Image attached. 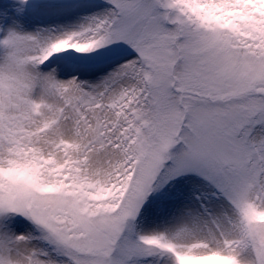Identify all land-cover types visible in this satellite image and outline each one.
I'll use <instances>...</instances> for the list:
<instances>
[{"label": "snow or ice", "instance_id": "snow-or-ice-1", "mask_svg": "<svg viewBox=\"0 0 264 264\" xmlns=\"http://www.w3.org/2000/svg\"><path fill=\"white\" fill-rule=\"evenodd\" d=\"M0 264H264V0H0Z\"/></svg>", "mask_w": 264, "mask_h": 264}]
</instances>
